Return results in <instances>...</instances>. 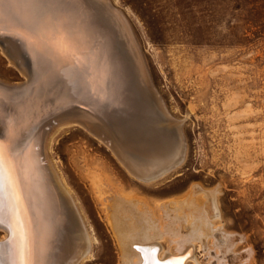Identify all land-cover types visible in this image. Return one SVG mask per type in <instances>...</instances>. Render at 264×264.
<instances>
[{
    "label": "rangeland",
    "instance_id": "374dc122",
    "mask_svg": "<svg viewBox=\"0 0 264 264\" xmlns=\"http://www.w3.org/2000/svg\"><path fill=\"white\" fill-rule=\"evenodd\" d=\"M111 1L127 19L114 17L123 36L122 50L128 47L127 54L133 53L145 69L153 95L177 121L175 130L185 150L169 173L144 181L85 126L63 124L48 131L44 152L70 191L91 243L77 264H121L120 246L103 208L118 191L152 209L162 234L159 240L173 252L187 231L177 229V223L170 225L173 221L164 217L162 205L185 198L186 206L196 210L213 197L216 209L209 229L223 237L217 239L207 230L194 239L199 264H264V0ZM122 50L117 49L127 56ZM28 65L29 88L44 91L43 101L60 100L63 91H80V79L71 83L72 76L66 78L65 72L59 73L58 90L52 91L49 75L33 77L30 66L37 65ZM24 74L0 46L1 81L20 85ZM195 185L207 195L201 189L193 195ZM63 223L60 217L55 234ZM0 226L4 241L7 225ZM57 250L53 242L48 263ZM0 257L5 264L2 252ZM193 263L188 259L187 264Z\"/></svg>",
    "mask_w": 264,
    "mask_h": 264
},
{
    "label": "bare ground",
    "instance_id": "6f19581e",
    "mask_svg": "<svg viewBox=\"0 0 264 264\" xmlns=\"http://www.w3.org/2000/svg\"><path fill=\"white\" fill-rule=\"evenodd\" d=\"M64 1L65 0H58L56 3L65 9L63 5ZM103 1L108 5H112L110 0ZM82 7L87 9L83 4ZM114 10L120 15V18L123 19L122 10ZM3 18H5V16H3ZM62 22H64V20H61V18L57 16L56 23L65 28V30L74 31L76 33L75 36H78V32H80L82 36L90 37L87 30L84 29L83 23L80 21L77 22L78 32L75 30L76 20L71 19L70 22ZM8 23L10 27L14 28V22L9 21ZM112 26L116 31L114 32L112 30L113 34L108 33L110 36L108 37L109 42L112 44V50L110 52V55L113 53L111 56L112 62L109 64L110 59L107 58L104 50L101 48L102 42H100V40L97 41V39L93 37L97 47L93 45L89 49L88 46H86V53L84 54L86 57L83 59L88 62L89 66L85 69V72L81 73L85 74L83 77H86L85 82L88 85L95 80L96 87L93 88L90 85L91 90L89 94H93L97 99V95L100 96L99 93H105L103 96L104 99L98 98L99 101L96 102L93 97L88 95L82 96L81 93L79 95H74L73 98L69 95L68 100L72 103V101L77 98L75 100L82 101L84 105L87 104L86 106L88 108L89 106H93L95 110L98 109L100 112L103 111L107 116L109 113H119V115L121 114V120L124 121V125L121 124V121L116 124L114 121L106 122L107 119L100 118V115L96 116V114H94L95 112L93 113V111H87L85 108L79 109L76 107L74 109L71 107V112L63 111V113H55L46 117L50 114L51 109L54 108L57 100L43 101V96H45L44 91H37L38 88H34V91H31L29 86L23 90H13L17 92H10L12 90L6 92L8 90H5L4 87L10 86L0 79V85H2L0 86V126L3 132V134L0 135V140H4L5 143L10 146V150L17 154L16 175L27 192L25 208L27 210V221L31 225L33 234L32 244L37 258L40 256L41 249H43L44 264H77L80 259L84 258L89 253L91 247L83 222L73 208L74 205L72 204L70 191L58 179L46 153L43 152L44 149L41 151L40 144L41 141L43 142L45 134L44 128L46 126L51 127L55 122L60 125L75 121L82 123L90 132L96 134L113 148L115 154L134 177L144 181H154L165 176L174 169L184 157L185 144L179 132L175 130V126L177 125L171 120L173 118L165 112L166 109L164 110L161 101L158 102L157 96L153 95L150 90V85L146 80L147 74H145V69H143L142 66V68L140 67L137 57L133 55L130 59L128 56H122L123 54L120 55L117 51V49H119L118 47H120V49L122 47L123 36H121L122 34L120 35V31L114 20L112 21ZM5 42L8 43V41ZM11 43L15 44L18 48L23 47V45L19 44L20 42L17 39ZM4 53L6 52L4 51ZM15 56L19 58V62L9 57L10 61L17 65L22 72L27 71L29 65L26 63H31V61H27L25 64L20 63V58L23 60L22 57L17 53H15ZM56 56L55 54L54 57ZM41 57L46 59L47 53L45 50ZM120 58H122L123 61L125 59L132 68L127 69L126 72H132V76L127 78V81L130 82L129 91H124V89L119 88V91L107 92L106 85L109 79L107 80L108 75L105 71H109V69L111 71V68L115 69L117 66L123 67L124 63ZM25 61L26 60H24V62ZM44 61L45 60L42 59V62ZM53 61L56 62L57 60L55 61L53 58ZM61 61L58 63L63 66L62 68H60L61 66L59 65L58 67L60 69L56 72L52 71L53 75L50 74V72L47 73L49 75L47 78L49 79L48 81L52 91L58 90V85L61 82L59 73L65 72V69L72 66L70 63H64L62 59ZM35 64L37 65V63ZM30 68V72L34 71L33 65L30 66ZM96 74H98L97 78H90L92 75ZM35 75L34 73L33 77ZM81 78L79 77L80 80ZM117 80L120 82L122 77H117ZM118 81L116 83L119 85ZM137 83L140 85L138 88ZM87 84H85L84 87ZM83 90L80 89V91ZM40 92L44 95L40 94ZM54 95L51 94L49 96L53 97ZM153 96L156 98V102L153 101ZM120 102H122L123 108L118 107ZM30 106L37 109L35 117L32 116L31 119L29 115ZM11 108L13 109L12 111ZM90 109L93 110V108ZM124 110L129 112L128 116L125 115L126 112H124ZM127 117H129L128 120H126ZM48 120L51 121L47 123ZM118 124L121 126H118ZM200 189L207 195L205 189L201 187L198 188L196 185L192 186L191 192L194 195L197 194ZM212 199L213 197L206 202L204 201L202 205L200 204V209L197 208L196 210L189 207V205L188 207L186 206L187 203L185 202L187 200L185 201V198L171 200L162 205L164 217L173 221V223L170 222V225L177 223V229L185 227L187 231V233L183 235L184 237L182 236L183 238H178L180 240L178 241L179 244L176 252L171 251L169 248L164 249L159 240L162 235H160L159 225L156 219H154L152 209L148 207L145 202L143 203L140 199L120 191L111 195L107 201L103 200V202L105 201V203H103L105 218L111 226V230L120 246L121 264H143L145 252L140 250H149L148 254L152 255L150 250L153 248L156 249L154 253L155 257L161 261L166 259H182V264H187L188 260L184 261V258L178 256L189 254L190 256L188 259L192 258L194 261L193 264H199V261L194 256V239L200 236L203 237L207 234V230L212 231L209 229L211 226L210 220L215 217L213 214L216 209ZM60 217L61 223H67H63V228L60 230L61 224H59L57 226L59 231L55 234L54 224L59 222ZM5 223L7 225V222ZM212 232L215 237L217 236V239H222L223 236L221 237L219 233ZM8 238L9 231L6 233V237L3 240L6 241ZM53 242L57 244L58 250L54 254L53 262L48 263L49 250ZM2 253L4 255L3 260L5 264H9L7 260L9 257L5 252Z\"/></svg>",
    "mask_w": 264,
    "mask_h": 264
},
{
    "label": "water",
    "instance_id": "95a60500",
    "mask_svg": "<svg viewBox=\"0 0 264 264\" xmlns=\"http://www.w3.org/2000/svg\"><path fill=\"white\" fill-rule=\"evenodd\" d=\"M56 1H58V0H55V2ZM110 2L112 3L111 0H110ZM81 3L87 9L83 8ZM63 5L65 6L66 10L63 9L61 6L59 8H57L56 10H54L52 20L49 23L44 25V31H45V49L44 50L47 53L46 59H44L43 57H40L39 61L37 62V60L33 57V55L30 54L29 51L26 50L23 42L14 35H10V34L0 35V46L7 53V55H9L8 57L13 58V60H15L16 62H19L18 61L19 58H17L14 53H17L20 55V57H22L23 60H21V58H20V63L25 64L27 62V61L24 62V58L26 60H28L29 62L31 61V62L37 63V66H35L36 68H34V71H33V73L37 74L36 76H40V75L42 76L44 73L47 74L48 72H50V74H52L53 72L58 71L60 68L63 67L58 63L61 61V59L66 64L67 63L72 64L71 67H69L65 70V74L67 76L66 78L72 76V79L70 80V82L72 83L75 79L82 77L80 80V83H79V87H80V89L83 90L84 85L87 83L85 82L86 77H83V76H85V74L84 73L81 74V73L85 72L86 71L85 69H87L89 66L88 62L84 61V59L86 57L84 55L86 53L85 48H86V46H88V48L90 49L91 46H93V45L96 46V42H95V39L93 37H95L97 39V41L100 40V42H102L101 48L104 50V53L107 56V58L110 59L109 64L112 62L111 56L113 53L110 55V52L112 50V44L109 42L108 37H110L109 34H113L112 30L114 32H116L114 30V27L112 26V21L113 20L115 21L114 17H120V15L117 14L116 11L114 10V9H119V8H117L113 3H112L113 6L108 5L103 0H79V4H73L72 0H65ZM119 11H121V9H119ZM121 12L123 13V11H121ZM123 15H124V13H123ZM4 16H5V18H3V20H2V24H3L4 30L8 33L23 30L25 27L31 25L32 23L36 22L39 19L38 10L33 8V7L28 6L26 4L25 0H6V4L4 6ZM57 16H59L61 18V20H64V22L65 21L70 22L71 19L76 20L75 30L77 32H78L77 22L80 21L81 23H83L84 29L87 30V33L90 37L88 38V36H82L80 34V32H78L80 35L78 34V36H75L76 33L74 31L65 30V28L59 26L56 23ZM124 18L126 19L125 15H124ZM9 21L14 22V30L10 27V25L8 23ZM64 22H62V23H64ZM14 39H17L20 42L19 44L23 45V47L18 48L17 46H15V44L11 43V40H14ZM92 39H94V40H92ZM5 41H8V43ZM118 48H119V50L122 49V47H121V49H120V47H118ZM126 48L128 49V47H126ZM126 48L123 51L126 53V55L128 57L131 58L132 54L129 53V55H130L129 56L126 52ZM55 54L57 55L56 57H54ZM53 58L55 59V61L56 60L57 61L54 62ZM42 59L45 61L42 62ZM120 59L122 60V58H120ZM88 60H90V59H88ZM122 62L124 63L123 67L117 66L118 69L117 68H115V69L111 68V71H110V69H109V71H105L108 75L107 80L109 79V81L106 85V91L107 92L117 91V90L119 91V88L124 89V91H129L130 82L127 81V78L132 76V72L131 73H126V72H127V69H129V68L132 69V68H131L130 64L125 59H124V61L122 60ZM26 64H28V62ZM59 65L61 66L60 68L58 67ZM24 73H25L24 75H25L26 79L24 81H22L20 85H12L10 87V89H8V90H12L10 92H17V91H13V90L25 89L28 86H30V83H31L30 74L26 73V72H24ZM80 74H81V76H80ZM97 75L98 74L92 75L90 78H97ZM117 77H122V80L119 82L117 80ZM119 80H120V78H119ZM117 81L119 82V85L116 83ZM138 86H140L139 83H137V88H138ZM132 87L134 89L133 85H132ZM39 90H40V86H39ZM90 90H91V87H90V85L87 84L84 87L83 91H79V92L75 91L74 94H72L71 91H63L62 92L64 94L63 98H61V100L56 101L54 108L51 109L50 114L47 115L46 117L51 116L52 114H55V113H63V111L71 112L70 110L72 108L74 109L75 107H78V108L80 107V108H85L86 110L91 111V112L93 111V113L95 112L94 114H96V116L100 115L99 116L100 118L107 119L106 122L114 121L116 124L119 121H121V124L124 125V121L121 120V117H120L121 114L119 115V113H109V115L107 116L104 114L103 111L100 112L98 109L95 110V108L93 106H89V108H88L86 106L87 104L84 105V104H82V101L75 100L77 98H75L72 101V103L69 102V100H68L69 95H71L73 98L74 95H79L81 93H82V96L88 95L90 97H93L96 102L99 101V99H104L103 96L105 93L104 94L99 93L100 96L97 95V97L99 99L98 98L96 99L93 96V94H89ZM6 92H9V91H6ZM102 92H104V91H102ZM40 94H41V92H40ZM50 102H52V101H50ZM118 107L123 108L122 102H120ZM90 108H93V110H91ZM12 110L13 109L11 108V111ZM36 111H37V109H34L31 106L29 107L30 119L32 118V116L35 117ZM124 112H126V111L124 110ZM128 113L129 112H126L125 115L128 116ZM128 119H129V117L126 118V120H128ZM171 120L173 121V123L176 124L177 121L174 118ZM49 121H51V120H48L47 123H49ZM66 124H80V125H82V123L76 122V121L66 123ZM59 125L60 124H57L55 122L54 124H52L51 127L46 126L44 128L45 134H44L43 139L45 140L47 133H48L47 131H49L51 128H53L55 126H59ZM82 126L84 127V125H82ZM118 126H121V125L118 124ZM40 145H41V151H43V142L42 141H41ZM189 256H190L189 254H187V255L185 254L183 256H178V257L184 258V261H187Z\"/></svg>",
    "mask_w": 264,
    "mask_h": 264
},
{
    "label": "snow or ice",
    "instance_id": "6c2138e0",
    "mask_svg": "<svg viewBox=\"0 0 264 264\" xmlns=\"http://www.w3.org/2000/svg\"><path fill=\"white\" fill-rule=\"evenodd\" d=\"M26 4L38 10L39 19L23 30L8 33L4 30L2 20L6 0H0V35H14L20 39L26 50L39 61L45 49L44 25L52 20L54 10L61 5L55 0H25ZM79 4V0H72ZM17 154L10 150L4 140H0V225L7 222L9 238L0 241V252H5L9 257V264H44L43 249L40 256L32 244L31 225L27 221V192L16 175ZM145 252L143 264H182V259H169L161 261L154 255L156 249Z\"/></svg>",
    "mask_w": 264,
    "mask_h": 264
}]
</instances>
